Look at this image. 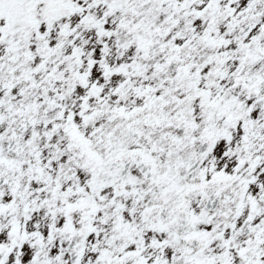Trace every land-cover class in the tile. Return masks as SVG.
<instances>
[{
    "label": "snow or ice",
    "instance_id": "obj_1",
    "mask_svg": "<svg viewBox=\"0 0 264 264\" xmlns=\"http://www.w3.org/2000/svg\"><path fill=\"white\" fill-rule=\"evenodd\" d=\"M0 264H264V0H0Z\"/></svg>",
    "mask_w": 264,
    "mask_h": 264
}]
</instances>
